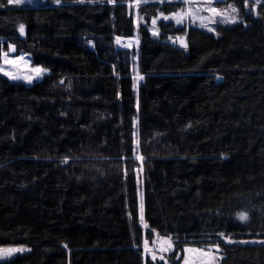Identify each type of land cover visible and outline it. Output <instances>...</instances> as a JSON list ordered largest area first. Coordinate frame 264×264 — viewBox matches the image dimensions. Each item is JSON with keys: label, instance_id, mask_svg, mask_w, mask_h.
<instances>
[{"label": "trees", "instance_id": "obj_1", "mask_svg": "<svg viewBox=\"0 0 264 264\" xmlns=\"http://www.w3.org/2000/svg\"><path fill=\"white\" fill-rule=\"evenodd\" d=\"M144 1L136 30L128 0H0V52L48 72L31 85L0 75V246L29 248L0 264H153L144 224L178 245L170 264L217 243V264H264V243H240L264 241V16L219 37L160 24L154 39L151 20L183 0ZM136 32L137 96L117 44Z\"/></svg>", "mask_w": 264, "mask_h": 264}, {"label": "rangeland", "instance_id": "obj_2", "mask_svg": "<svg viewBox=\"0 0 264 264\" xmlns=\"http://www.w3.org/2000/svg\"><path fill=\"white\" fill-rule=\"evenodd\" d=\"M77 1L80 4H93L97 0H77ZM205 2H206V0H198L197 3H194L192 5V7H193V9H195L196 7H200L202 9V6L204 5ZM236 2H239L241 4V7L243 9V14H241L240 8L238 7ZM145 3L146 2L144 0H141L140 6L142 4H145ZM45 4H54L55 5L57 3H56V0H30V2H29V0H21L20 4H15V3L10 4L9 0H6V5H8L9 7H11V6L12 7H18V6H20V7H38L40 5H45ZM126 4H127L128 7H129L130 4L133 5L132 7H129V12H130L131 16L134 19L135 27H136V30H137V28L140 25H144L143 18L141 19V17L138 14V10H139L140 7L137 8V7L134 6V0H128V2ZM230 5L234 6L238 10L237 13H232L231 12V8L229 7ZM252 5L256 6V10L255 11H252ZM212 6L216 7L217 9L222 10L223 12H225V13H227L229 15H235L236 18H237V23H235V24H224V23L217 22L215 24H209L208 26L212 27L214 29L213 32H209V31H207V28L199 27V21H196L195 23H193L191 21V19H188L183 24L177 25L174 20L165 21V20H163L161 18V19H159L157 21L156 30H158V32L160 34L159 25L160 24H164V25L165 24H170V25L175 26L176 28H185V29L194 28V29L203 31V32H205V33H207L209 35H212L214 37H219V35H220L219 34V30L224 29V28H231V27H233L235 25L242 24L243 23V20H242L243 16H251L252 18H255V19H260V18H262L264 16V0H259V2H257V0H249L248 8H245L244 0H237V1L218 0V2H214ZM186 7H187V5H185L182 2L180 4V6H179L177 11H179V10H181L183 8H186ZM200 15L206 17V16L209 15V13L201 10L200 11ZM216 19H217V21H219L221 19V17H216ZM152 28H153V26H152V23L150 22L149 26L147 27V30L149 31V33H150L152 38L158 39L159 34L157 36H153L152 35V31H151ZM169 37L170 36L166 37V41L168 43H170L171 45L183 50L184 52H186V48L185 47H181L179 41H177L176 43H173V41L170 40ZM176 37L177 36H173L172 38L175 39ZM117 44L119 45V43H117ZM118 47L120 48V50H122L121 49L122 47H120V45ZM127 49H128L127 56H129V58H130V59H128V61L130 62L131 71H132V77H133V80H134V85H135V89H136V96H137V91H138L139 85L143 82V79H138V77H141V75L139 73V67H138V52H137L138 51V36H137V32L127 42ZM5 52H8V49ZM8 56H9L10 59H17L19 57H23L22 61H20L19 63L15 64V65L4 64L3 58L0 57V67H2L5 71H9L10 73H13L17 77H19L18 79H9V77L5 76L3 74V72H0V75H2L3 77L7 78L8 80H10L12 82L23 83L25 85H31V84H33L35 82L40 81L45 75L48 74L47 71H44V72H42V74L39 77H37V75L34 72H32L31 69L32 68H36L38 66L33 65L31 59L29 58V56H27L25 54H21V53L18 54L16 52V50H15L14 52L8 53ZM39 68H41V67H39ZM29 76L32 77L31 82H29L28 79H27ZM134 135H135V138H136V145L133 147V158L135 160L134 162H136L137 164H140V163L143 164V163H145V159L142 157V155L140 153V147H139V143H138V133L135 132ZM137 157H142L143 159L142 160L141 159H137ZM141 164H140V168H138L139 174H138V172H136L138 174V177H139V182L140 183H138V185L140 187L139 188L140 191H141V188H142V185H143V182H142L143 174H142ZM138 195H139L138 202H139V206H140L141 202L143 203V198H142L141 193H139ZM144 228H145L144 225H142V232H143V235H145L143 237V241H142V251H143V259H144V261H145V259L151 260V256L144 253V242H145V240H147L148 243H149V247L156 253V255L158 257L160 255L164 256V260L157 259L155 261V263L156 264H165V260H166L168 262V264H170L169 263L170 256H174V255L177 256V249L176 248H177L178 245L174 244V248L170 252L160 253L158 244H154L153 243V241L156 239L155 234H154V236L152 237L151 240L148 239L147 236H149V235L147 233H149V232H147ZM244 242L245 243H242V244L261 243L260 240H251V241H244ZM240 243H241V241H240ZM209 246H212V245L203 246L201 248H207ZM186 247H191V246H186ZM10 248L11 249H21V251L14 252L10 256L0 255V262H4V261H7V260H10L16 255L27 254L29 252V248H27L25 246H0V249H10ZM195 248H197V247H195ZM183 249H182V259H181V263L180 264H183V255H184ZM218 255L221 257V250H220V253ZM218 261H217V263H218Z\"/></svg>", "mask_w": 264, "mask_h": 264}, {"label": "snow or ice", "instance_id": "obj_3", "mask_svg": "<svg viewBox=\"0 0 264 264\" xmlns=\"http://www.w3.org/2000/svg\"><path fill=\"white\" fill-rule=\"evenodd\" d=\"M30 2V0H29ZM60 0H56V3L58 4ZM111 2V0H110ZM171 2V0H170ZM198 0H183V3L187 5L186 8H183L179 11L173 12L170 15H165L162 11L159 13L158 16L154 17L151 21L153 28L151 29L152 35L157 36L159 34L158 30H156V24L159 19H163L165 21L168 20H174L177 25L183 24L186 20L191 19L193 23L196 21H199V27L201 28H207V31L213 32L214 29L212 27H209V24H215L217 22L224 23V24H235L237 23V18L235 15H229L225 12H223L220 9H217L216 7L212 6L214 2H218V0H206L204 5L202 6V9L200 7H196L193 9L192 5L194 3H197ZM245 2V8H248L249 6V0H244ZM259 2V0H257ZM9 3H15L20 4L21 0H9ZM141 4V0H134V6L139 8ZM133 5L130 4L129 7H132ZM231 8L232 13H237V9L234 6H229ZM203 10L205 12H208V16H202L200 15V11ZM256 10V6L252 5V11ZM216 17H221L219 21H217ZM142 19V18H141ZM20 33L23 35L24 33V25L19 26ZM170 40L173 41V43H176L179 41L181 47H187V44L185 43L184 37L177 36L175 39L172 37H169ZM120 38L117 37V42L119 43ZM15 48L12 45L8 46V52H0V57L3 58L4 64H12L15 65L22 61L23 57H19L17 59H10L8 56V53L14 52ZM32 72H34L37 77H39L42 72L46 71V69H42L39 67L32 68ZM0 72H3L5 76H8L9 79H18L15 74L10 73L9 71H5L2 67H0ZM28 81L31 82L32 77L29 76ZM138 79H143V77H138ZM63 82V81H61ZM137 159H143L142 157H137ZM65 162H67V158L65 159ZM237 219L240 221H246L248 219V214L246 212H239L237 213ZM140 222L141 224H144V216H143V203L141 202L140 205ZM144 227L147 228L148 225L144 224ZM153 233L156 236V239L153 241L154 244H158L159 246V252L160 253H167L173 250L175 242L173 241L172 237L169 236H161L159 233H156L155 230H153ZM219 236L224 240L226 243H233L229 237L225 236L224 233H219ZM241 243H245L244 241H241ZM261 243H264V241H261ZM66 247V245H65ZM21 251V249H0V255H7L10 256L14 252ZM144 253L151 256V260L153 261V264H155V261L157 259L164 260V256L160 255L159 257L156 255V253L149 247V243L147 240L144 242ZM183 264H217V261L221 259V257L218 255L220 253V246L219 244H214L212 246H209L207 248H195V247H185L183 249ZM165 264H168V262L165 260Z\"/></svg>", "mask_w": 264, "mask_h": 264}, {"label": "built area", "instance_id": "obj_4", "mask_svg": "<svg viewBox=\"0 0 264 264\" xmlns=\"http://www.w3.org/2000/svg\"><path fill=\"white\" fill-rule=\"evenodd\" d=\"M119 45H120L121 47H125L127 44H126V41L122 39V40L120 41Z\"/></svg>", "mask_w": 264, "mask_h": 264}]
</instances>
